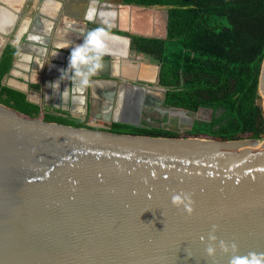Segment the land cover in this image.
I'll return each instance as SVG.
<instances>
[{"label": "water", "instance_id": "95a60500", "mask_svg": "<svg viewBox=\"0 0 264 264\" xmlns=\"http://www.w3.org/2000/svg\"><path fill=\"white\" fill-rule=\"evenodd\" d=\"M19 52L2 83L34 102L27 76L15 73L27 72L16 62ZM73 54L65 84L88 69L97 79L112 77L104 67L115 57ZM155 67L149 83L165 96L160 65ZM137 82L116 90L126 85L139 93L124 104L133 105L139 117L146 87ZM259 91L264 110V61ZM202 109L166 110L187 117L192 128L196 117L188 114ZM173 195L187 197L192 212L174 206ZM210 245L212 257L206 252ZM237 261L264 264V137L222 141L116 133L49 122L44 112L32 117L0 103V264Z\"/></svg>", "mask_w": 264, "mask_h": 264}, {"label": "trees", "instance_id": "16d2710c", "mask_svg": "<svg viewBox=\"0 0 264 264\" xmlns=\"http://www.w3.org/2000/svg\"><path fill=\"white\" fill-rule=\"evenodd\" d=\"M169 8L166 39H136L138 52L160 63L159 81L165 103L197 112L213 110L212 119L196 121L186 134L163 128H131L114 124L113 131L151 137H205L222 141L262 139L264 110L258 104L264 61V0H126ZM15 48L0 62V103L32 117L88 127L58 111L42 108L21 91L3 85Z\"/></svg>", "mask_w": 264, "mask_h": 264}, {"label": "crops", "instance_id": "0c3cea01", "mask_svg": "<svg viewBox=\"0 0 264 264\" xmlns=\"http://www.w3.org/2000/svg\"><path fill=\"white\" fill-rule=\"evenodd\" d=\"M87 1L0 0V62L8 47L19 49L16 62L27 72L18 68L15 73L27 76L34 103L70 118L95 119L91 115L112 113L108 102L97 95V87H105L108 81L98 80L88 69L77 75L82 81L67 80L65 84L66 65L73 52L115 57L104 67L121 80L112 81L116 83L111 87L115 93L118 84L134 80L131 76L138 73L140 65L144 67L142 75L153 81L157 64L139 55L132 46L137 5L126 0Z\"/></svg>", "mask_w": 264, "mask_h": 264}, {"label": "flooded vegetation", "instance_id": "af4514ba", "mask_svg": "<svg viewBox=\"0 0 264 264\" xmlns=\"http://www.w3.org/2000/svg\"><path fill=\"white\" fill-rule=\"evenodd\" d=\"M137 5V4H135ZM136 7H140L142 9L137 10L136 13V22H135V33L133 34L132 46L134 50L141 56L145 58L149 57L153 59L154 63L160 65L157 62L156 58L152 55L145 54L143 52H138L136 47V39H166L168 36V20H169V8L164 5H155V6H144L137 5ZM168 12V15L166 14ZM132 38V37H131ZM141 69V70H140ZM138 73L131 76V80H138V85H143L146 87V93L143 100V106L140 112V116L138 117L136 109H133V105H125L124 104H132L134 99H136V95L133 91L126 89V85H123V89L118 90L116 93L111 90V87L116 85L115 82L112 81H121L118 77L112 76H100L98 80L108 81L105 82V87H97V92L101 98L105 99V102H108V109L112 108L111 114L104 115H91L95 119H91L90 116H85V118H80L81 122H84L86 126L103 129L106 128L108 131H113V125L119 124L116 123V120H124L128 122H132L138 124V126H132L130 124H123L125 126H129L131 128L139 129V128H163L165 130L171 131L172 133H177L180 135L186 134L187 130L190 128V120L181 115H173L168 112V108L172 106H168L165 103V96L159 89H154L156 86L154 84H150L149 81L152 79H146L145 75H142L144 70L143 66L138 67ZM112 74V73H111ZM159 77V76H158ZM145 81V82H143ZM97 84V83H95ZM111 84V86H110ZM118 84V83H117ZM127 84V83H125ZM121 84H118L120 87ZM161 86V85H160ZM162 87V86H161ZM103 88H106L105 91ZM166 90V88H164ZM167 92V91H166ZM164 98V106L160 105L161 99ZM138 117V118H137ZM77 120V119H76ZM112 121L108 123L107 121ZM188 126V127H187ZM187 127L186 130L183 128ZM117 133V132H116ZM119 133V132H118Z\"/></svg>", "mask_w": 264, "mask_h": 264}, {"label": "clouds", "instance_id": "9594fccd", "mask_svg": "<svg viewBox=\"0 0 264 264\" xmlns=\"http://www.w3.org/2000/svg\"><path fill=\"white\" fill-rule=\"evenodd\" d=\"M187 199V197L183 198L181 197V195H173L172 196V204L176 207H180L182 204L184 205L185 209L191 213L192 212V208L189 207L187 204L184 203V200ZM212 239L214 240L215 237H212ZM221 247H224L223 242H221ZM227 249L225 248V251ZM207 255L209 257H212L214 255L215 252V248L213 246H208L206 249ZM237 264H239V262L237 261ZM245 264H248V262H245ZM256 264H258V262H256Z\"/></svg>", "mask_w": 264, "mask_h": 264}, {"label": "rangeland", "instance_id": "374dc122", "mask_svg": "<svg viewBox=\"0 0 264 264\" xmlns=\"http://www.w3.org/2000/svg\"><path fill=\"white\" fill-rule=\"evenodd\" d=\"M213 113H214L213 110H210V109H202V110H200L199 113H197L195 115L194 114H188V115L189 116L196 117V121H208V120H210V118L213 115ZM187 127H184L183 129L186 130Z\"/></svg>", "mask_w": 264, "mask_h": 264}]
</instances>
